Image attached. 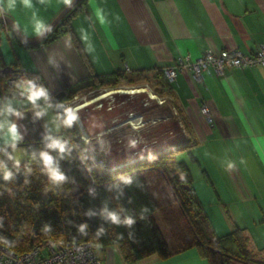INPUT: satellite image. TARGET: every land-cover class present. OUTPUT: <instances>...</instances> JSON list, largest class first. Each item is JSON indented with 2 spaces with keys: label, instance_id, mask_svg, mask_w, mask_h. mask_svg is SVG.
I'll use <instances>...</instances> for the list:
<instances>
[{
  "label": "crops",
  "instance_id": "1",
  "mask_svg": "<svg viewBox=\"0 0 264 264\" xmlns=\"http://www.w3.org/2000/svg\"><path fill=\"white\" fill-rule=\"evenodd\" d=\"M34 2L40 6L39 0ZM98 2L108 14L107 27L99 23L92 8V0H87L83 9L71 20L72 36H63L35 48L19 44L20 48L15 49L16 60L25 73L41 77L51 93L85 83L93 75L106 77L124 72L129 76L153 79L179 56L191 54L197 58L207 50L219 52L226 49L249 54L264 45V0ZM50 3L51 7L40 6L42 15L49 23L67 6L63 0H50ZM19 15L26 19L23 9L19 10ZM12 18L15 20V17ZM84 33L88 34V41L83 39ZM26 36L29 40L38 38ZM68 37L71 38L70 43H66ZM89 43L92 45L91 50L88 49ZM0 49L5 62L12 64L5 59L3 40ZM158 83L159 80L155 79L149 86L154 88ZM171 91L172 99L183 116V121L179 122L181 133L191 135L195 141L185 151L193 154V148L211 142L216 150L222 153L231 150V153L240 154L245 160L244 164L236 162L232 170L220 164L222 176L213 179L215 183L211 181V186L228 184L230 187L219 189L228 195L231 202V194H235L242 203L260 200L259 207L264 216V193L261 192L264 186V160H261L251 144L252 135H264V68H231L225 76H218L210 68L203 73L200 82L195 81L189 73H179L171 84ZM38 103L39 108L35 109L28 105L31 110L23 117L12 115L13 121L19 126L22 136L20 141L54 137L62 129L54 109L41 106V101ZM204 105L211 110L212 122L202 112ZM14 106L17 110L25 107L19 103ZM40 109H46L45 114L36 117L35 112ZM51 117L53 122L50 121L52 125H49ZM183 122L187 126L183 127ZM1 138L0 144L6 145L1 142ZM253 153L257 154L258 168L262 171L259 178L253 173L247 159L253 157ZM193 157L198 163L201 162L194 154ZM223 174L226 180H223ZM218 200L222 202L223 197L218 196ZM210 220L219 235L230 233L229 229L219 231ZM234 226L244 229L252 240L246 227L237 223ZM255 245L264 255L263 243L255 241ZM97 253L103 259V264H130L123 259L117 247L109 246L99 249ZM136 264H209V261L194 247L167 259L151 256Z\"/></svg>",
  "mask_w": 264,
  "mask_h": 264
},
{
  "label": "trees",
  "instance_id": "2",
  "mask_svg": "<svg viewBox=\"0 0 264 264\" xmlns=\"http://www.w3.org/2000/svg\"><path fill=\"white\" fill-rule=\"evenodd\" d=\"M86 2L87 0H83L74 7L38 45H28L15 35L14 37L20 45L35 48L63 36H72L71 20ZM28 76L18 60L7 64L0 49V99L14 96L19 98L18 93L12 91L14 86H10L9 81ZM40 79L43 81L41 77ZM155 79L159 80L154 87L155 93L160 96L168 94L177 110L173 118L179 125L183 116L172 99L171 85L163 70L153 79L139 75L129 76L124 72L106 77L93 75L85 83L57 92L49 91L48 104H51L56 114H62L63 109L56 107L57 103L63 100L70 103L83 85L89 84L93 89H116L120 84L134 85L144 81L152 83ZM44 85L47 87L45 82ZM156 94L154 96L157 97ZM169 102L168 99L165 100L157 106L158 109L171 111L168 108ZM165 118L160 117V120ZM173 118L168 117L166 120ZM185 125L183 122V127ZM61 126L60 133L53 138L67 140L68 150L60 153L58 149L47 148L50 142L47 138L18 141L16 146H26L28 156L26 161L20 163L18 172L7 155L12 154L11 144H0V160L6 162L15 173L10 181L0 179L1 245L15 254L30 252L48 241L62 240L57 242L60 245L90 243L97 251L114 246L130 264L151 256L167 259L195 247L201 256L208 259L209 264H264L263 253L258 254L249 249L251 241L244 229L236 226L232 232L223 236L215 231L197 195L188 163L177 158L178 152L195 144L191 135H182V139L171 143L168 148L145 157L108 162L103 156L95 159L90 153L89 143L83 139L84 130L89 135L92 133L89 126H83L82 129L78 121L71 129L64 127L62 123ZM41 151H48L53 156L54 165H58L68 177L65 182L51 183L40 157ZM188 154L195 160L191 152ZM102 161L105 162L104 166L99 164ZM25 166L31 171H27ZM128 174L133 177L131 184L120 179V176ZM145 207L148 211L144 213V219H140ZM105 208L117 212L121 218L132 215L137 218V222L131 227L114 225L105 219ZM82 223L89 226L85 230L87 234L79 231ZM46 226L47 231L44 230ZM101 226L105 228V232L97 237L96 232ZM94 239L98 241L94 243ZM4 240L8 241L7 245Z\"/></svg>",
  "mask_w": 264,
  "mask_h": 264
},
{
  "label": "rangeland",
  "instance_id": "3",
  "mask_svg": "<svg viewBox=\"0 0 264 264\" xmlns=\"http://www.w3.org/2000/svg\"><path fill=\"white\" fill-rule=\"evenodd\" d=\"M23 18L25 19L24 16ZM23 35L27 37L25 33ZM10 38L11 40H9ZM2 40L5 49V59L14 63L16 61L14 51L20 47L13 31L0 29V46ZM149 84L151 83H146L145 81L134 85L120 84L116 89L109 87L93 89L89 84H86L76 91L73 100L69 104L75 103L80 106L81 118L78 123L82 129L83 126L84 128L89 126L91 129L92 133L90 135L84 130L83 139L86 143H89L90 153L95 159L103 156L108 162L126 159L134 160L168 148L171 143H176L182 139L181 127L175 121L176 119L173 118L177 113V110L173 107L175 105L169 100L168 94L157 96L158 98L154 96L155 88L152 85L149 86ZM167 99L171 102H169L168 108L172 110L158 109L157 106L160 102ZM7 101H11L13 108L17 103L16 99L9 97L0 99V106ZM41 106L47 107L48 103L41 101ZM168 111L170 114H167L169 113ZM163 116L166 118L161 121L160 117L162 118ZM168 117L173 119L170 121L168 119L167 121ZM3 119V115H0V120ZM8 119L13 121L12 115ZM49 119V125H52L50 123V121L53 122L52 117ZM135 120H139L141 123V127L138 130L131 129V122ZM2 136L3 133L0 132V138ZM129 138L138 141L136 148L128 147L127 141ZM1 139L4 144L3 138ZM238 144H240V141ZM213 145L211 142H206L202 147L193 148V154L201 160L199 163L193 160L185 150L178 152L177 158L179 161L188 163L193 174L197 195L216 228L222 232L227 231L226 229L232 232L236 227L234 226L235 223L241 227H246L248 234L252 238L249 249L252 252L262 254V251L260 252L255 245V241L264 245V216L259 207L260 200L242 203L239 198L234 196L235 194H231L230 196L233 197V202H231L228 195L226 196V193L220 190L226 186L230 187L228 184L219 185L217 183L218 185L214 184V187L211 186V181L214 182L213 179L222 176L223 169L220 164H223L222 162L227 158L233 159L240 164L241 155L231 153V150L229 153H222L216 150ZM17 153L20 156V163L26 161L28 157L26 146H16V149L12 150V154L16 155ZM247 159L253 173L259 178L262 171L258 168L259 160L257 154L253 153V157L249 156ZM104 163V161L99 162L101 166H104ZM224 174L223 180H226ZM263 189L262 193H264ZM218 196L223 197L222 202L218 200ZM226 203H228V206ZM243 204H245L244 207H242Z\"/></svg>",
  "mask_w": 264,
  "mask_h": 264
},
{
  "label": "clouds",
  "instance_id": "4",
  "mask_svg": "<svg viewBox=\"0 0 264 264\" xmlns=\"http://www.w3.org/2000/svg\"><path fill=\"white\" fill-rule=\"evenodd\" d=\"M65 5H70L71 0H63ZM39 5L45 8L51 7L50 0H39ZM38 6L34 0H0V17L2 16H12L15 17L13 28L15 30H22L26 35H34L35 37H44L46 34L51 33L53 31V25L49 23L41 13V7ZM92 8L95 13V17L99 21L102 26L107 27L109 20L107 19V12L105 11L103 5L98 2V0H92ZM23 9L26 19H22L19 15V10ZM70 37H68L66 43H70ZM83 39L85 41L89 40V36L87 33L83 34ZM92 45L88 44V49L91 50ZM12 91L18 93V97H13V99L17 100V103L24 105L23 110H17L12 107L11 101H7L2 106H0V115H3L4 119L0 120V132L3 133V141L4 143L11 144L12 148L16 149V144L18 141L22 139L21 133L19 131V126L15 121L8 119L9 116L15 115L17 117H23L25 113L31 109L27 106L31 105L32 109L39 108L40 101H44L45 103L49 102L50 92L49 88L44 84H37L34 79L27 77H20L16 81H14V88ZM67 105V107H65ZM51 107V104H48ZM56 107L62 108L63 113L57 114V118L61 120V123L64 127L71 129L74 124L80 120V106L78 104L66 103L64 100L57 103ZM46 109H40L35 112L36 117H41L45 114ZM141 127V123L139 120H135L131 122V129L138 130ZM50 141L47 144V148L50 149H58L60 153H64L66 150V145H68L67 140H61L57 138H53L51 136L47 137ZM129 148H136L138 146V141L133 138H129L127 141ZM251 144L254 151L259 155L261 160H264V135H252ZM75 145H72L74 147ZM8 159L14 162V167L16 171H19L20 167V156L19 153L13 155L11 153H7ZM40 157L45 165V170L48 173L49 179L53 184H62L65 182L68 177L62 172L58 165H54L53 156L48 151H41ZM223 165L232 170L236 166V161L233 159H226L223 162ZM245 160L243 158L240 159V164H244ZM27 168V166H25ZM27 171H31L30 168H27ZM15 173L8 166L6 162L0 160V179L7 182L13 179ZM120 179L124 181L126 184H131L133 181V177L128 175L120 176ZM183 179V176H182ZM27 183V180H25ZM123 211V208H121ZM148 209L145 207L140 214V219H144V213L147 212ZM103 215L105 219L110 220L114 225H126L128 227L133 226L137 222V218L132 215H126L124 218L115 212L109 211L107 208L103 210ZM87 223H82L79 225V231L81 233H86V229L88 228ZM48 230L47 226L44 229ZM105 232V228L101 226L96 232V236L99 237L101 234ZM122 234H118L121 236ZM131 238V233L129 234ZM98 241V239H94V243ZM5 244H8L7 240H4ZM62 242L54 241V243Z\"/></svg>",
  "mask_w": 264,
  "mask_h": 264
},
{
  "label": "built area",
  "instance_id": "5",
  "mask_svg": "<svg viewBox=\"0 0 264 264\" xmlns=\"http://www.w3.org/2000/svg\"><path fill=\"white\" fill-rule=\"evenodd\" d=\"M0 27L3 30H9V25L4 18ZM253 67L264 68V45L249 54L230 49L219 52L207 50L197 58L186 54L177 57L171 66L162 70L167 82L171 85L179 73H189L195 81L200 82L203 80V73L210 68L218 76H225L226 71L231 68ZM27 78L34 79L37 84H44L38 75H29ZM14 81L13 79L9 81L10 86H14ZM163 102L161 101L160 104ZM202 112L208 121H213V115L207 105L203 106ZM0 264H103V259L90 243L60 245L48 241L23 254H15L0 244Z\"/></svg>",
  "mask_w": 264,
  "mask_h": 264
},
{
  "label": "water",
  "instance_id": "6",
  "mask_svg": "<svg viewBox=\"0 0 264 264\" xmlns=\"http://www.w3.org/2000/svg\"><path fill=\"white\" fill-rule=\"evenodd\" d=\"M83 0H72L70 5H67L51 22V24L53 25V29L56 27V25L74 8L76 7L80 2H82ZM3 18L7 21V23L9 24V31H13L14 35L23 43L28 44V45H38L40 44L47 36L48 34H46L44 37H39L36 40H29L27 39L23 33L22 30H15L13 28V24H14V19L11 16H3L0 17V24L1 21L3 20ZM1 30L2 27H0ZM10 68L8 67L7 70H9ZM6 70V71H7Z\"/></svg>",
  "mask_w": 264,
  "mask_h": 264
},
{
  "label": "bare ground",
  "instance_id": "7",
  "mask_svg": "<svg viewBox=\"0 0 264 264\" xmlns=\"http://www.w3.org/2000/svg\"><path fill=\"white\" fill-rule=\"evenodd\" d=\"M132 93H136V92H133V91H131ZM124 93V92H123ZM156 98V97H155Z\"/></svg>",
  "mask_w": 264,
  "mask_h": 264
}]
</instances>
